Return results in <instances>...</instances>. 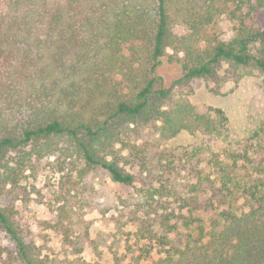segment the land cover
Here are the masks:
<instances>
[{
  "label": "trees",
  "instance_id": "1",
  "mask_svg": "<svg viewBox=\"0 0 264 264\" xmlns=\"http://www.w3.org/2000/svg\"><path fill=\"white\" fill-rule=\"evenodd\" d=\"M262 11L264 0H0V229L22 264L47 263L2 203L7 188L50 158L60 172L102 170L131 186L124 152L132 156L131 131L150 125L162 141L201 138L186 152L197 164L177 198L188 233L176 246L166 219V234L151 240L169 247L152 264H264V143L212 152L228 137L224 112L168 103L157 75L170 50L181 71L172 86L253 71L264 80ZM223 15L233 23L227 38L217 30Z\"/></svg>",
  "mask_w": 264,
  "mask_h": 264
},
{
  "label": "rangeland",
  "instance_id": "2",
  "mask_svg": "<svg viewBox=\"0 0 264 264\" xmlns=\"http://www.w3.org/2000/svg\"><path fill=\"white\" fill-rule=\"evenodd\" d=\"M256 22L264 29V11L258 13ZM232 28L227 16L217 18L222 38L229 37ZM170 55L168 50L157 69L163 88L169 90L167 102L184 98L197 110L221 109L228 119V137L216 141L212 152L244 147L254 152L251 147L263 145L264 133L253 137L264 121V80L257 72L237 82L202 79L172 86L181 71ZM135 129L130 139L132 156L124 152L128 161L122 163L136 177L131 186L113 182L102 170L81 175L66 165L60 172L50 158L36 163L34 171H27L15 187L7 188L2 203L13 209L17 227L47 264H152L165 257L157 253L169 247L151 240L153 234H166V219L165 225H176L167 239L182 246L188 229L178 217L189 214L179 207L177 198L189 178L187 169L197 164L187 159L186 152L197 149L201 138L182 132L162 141L155 126ZM0 264H22L14 243L1 229Z\"/></svg>",
  "mask_w": 264,
  "mask_h": 264
}]
</instances>
